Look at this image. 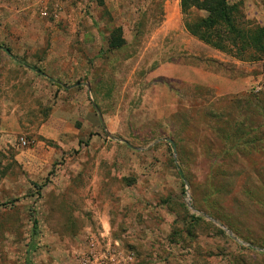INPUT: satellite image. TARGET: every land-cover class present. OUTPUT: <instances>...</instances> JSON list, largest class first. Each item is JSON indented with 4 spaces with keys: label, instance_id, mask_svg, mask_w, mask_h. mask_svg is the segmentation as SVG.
<instances>
[{
    "label": "rangeland",
    "instance_id": "obj_1",
    "mask_svg": "<svg viewBox=\"0 0 264 264\" xmlns=\"http://www.w3.org/2000/svg\"><path fill=\"white\" fill-rule=\"evenodd\" d=\"M176 1L0 0L18 60L0 51V264H77L93 238L132 264H264V120L246 98L264 62L190 37L206 14ZM228 3L264 27V0ZM176 66L246 83L227 95Z\"/></svg>",
    "mask_w": 264,
    "mask_h": 264
},
{
    "label": "trees",
    "instance_id": "obj_2",
    "mask_svg": "<svg viewBox=\"0 0 264 264\" xmlns=\"http://www.w3.org/2000/svg\"><path fill=\"white\" fill-rule=\"evenodd\" d=\"M180 9L183 12L195 9L206 14L194 24L185 25V31L190 37L238 61L264 62V27L247 20L240 4H229L228 0H180ZM116 36V42L110 44L112 49H120L125 45L121 29L116 30ZM0 51L18 62L9 49L0 47ZM33 71L44 77L43 72ZM246 98L257 101L256 107L264 120V94L254 97L248 94ZM30 217L32 235L35 237L38 222L34 212H31Z\"/></svg>",
    "mask_w": 264,
    "mask_h": 264
},
{
    "label": "built area",
    "instance_id": "obj_3",
    "mask_svg": "<svg viewBox=\"0 0 264 264\" xmlns=\"http://www.w3.org/2000/svg\"><path fill=\"white\" fill-rule=\"evenodd\" d=\"M21 147H27L28 143L20 140ZM102 239V238H100ZM103 241V240H101ZM103 243V242H102ZM100 245L96 238L88 243V249L83 254L77 264H132L134 255L131 252H124L116 249V244L112 247L109 243Z\"/></svg>",
    "mask_w": 264,
    "mask_h": 264
},
{
    "label": "crops",
    "instance_id": "obj_4",
    "mask_svg": "<svg viewBox=\"0 0 264 264\" xmlns=\"http://www.w3.org/2000/svg\"><path fill=\"white\" fill-rule=\"evenodd\" d=\"M180 2L176 1L172 7H170V9L175 10L177 5H179ZM176 68L178 69V72H184V73H193L194 78H192V80H190V83H197V84H201L202 82H199L200 79H207V82L210 83L211 85L213 84V87L217 88L218 86H216L218 84L219 81H221V83H224L226 85V91H224L223 93L227 94V95H231V94H237V93H241L240 91H242L241 89H243L244 85L246 82H244L242 84V81H231V80H226L225 78L219 77L217 75H213V74H205L202 73L201 70H196V69H191V68H186V67H181V66H176ZM209 77V78H208Z\"/></svg>",
    "mask_w": 264,
    "mask_h": 264
}]
</instances>
